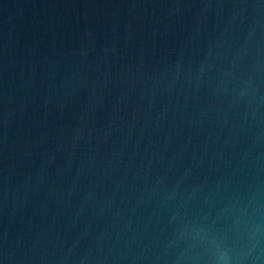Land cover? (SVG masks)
<instances>
[{
    "label": "water",
    "instance_id": "95a60500",
    "mask_svg": "<svg viewBox=\"0 0 264 264\" xmlns=\"http://www.w3.org/2000/svg\"><path fill=\"white\" fill-rule=\"evenodd\" d=\"M0 264H264V0H0Z\"/></svg>",
    "mask_w": 264,
    "mask_h": 264
}]
</instances>
